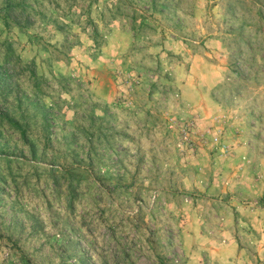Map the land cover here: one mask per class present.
<instances>
[{
    "label": "rangeland",
    "instance_id": "1",
    "mask_svg": "<svg viewBox=\"0 0 264 264\" xmlns=\"http://www.w3.org/2000/svg\"><path fill=\"white\" fill-rule=\"evenodd\" d=\"M0 264H264V0H0Z\"/></svg>",
    "mask_w": 264,
    "mask_h": 264
}]
</instances>
